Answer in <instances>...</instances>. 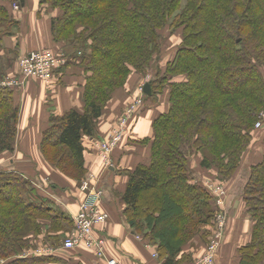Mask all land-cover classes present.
Returning <instances> with one entry per match:
<instances>
[{"label": "trees", "instance_id": "1", "mask_svg": "<svg viewBox=\"0 0 264 264\" xmlns=\"http://www.w3.org/2000/svg\"><path fill=\"white\" fill-rule=\"evenodd\" d=\"M16 1L0 0V80L18 75L17 46L4 43L19 29ZM40 6L58 13L51 32L67 63L56 72L78 65L86 83L83 111L52 115L39 151L78 184L87 173L84 140L97 137L114 94L131 74L146 75L161 52L163 30L182 31L174 60L163 73L158 69L144 102L163 104L166 95L167 110L154 118L150 137L136 138L133 119L123 138L127 146L149 147L150 160L122 170L128 182L121 201L129 226L163 264H193L184 248L200 237L207 249L222 208L194 176L191 158L200 155L201 167L216 171L214 183H226L264 121V0H40ZM19 89L0 88V157L16 151ZM243 185L253 226L250 242L238 250L239 264H264V154ZM57 205L30 177L0 170V264L58 260L19 257L40 243L56 246L60 233L72 232L73 218Z\"/></svg>", "mask_w": 264, "mask_h": 264}, {"label": "crops", "instance_id": "2", "mask_svg": "<svg viewBox=\"0 0 264 264\" xmlns=\"http://www.w3.org/2000/svg\"><path fill=\"white\" fill-rule=\"evenodd\" d=\"M19 1L20 8L14 11L19 29L16 36L5 40L6 48L14 49L17 46L19 58L33 50H59L62 44L53 41L51 32V20L58 13L41 7L40 0ZM85 83L86 75L78 65H71L56 72L51 83L47 85L37 79H28L25 86L16 94V100L20 105L16 151L11 157H0V170H21L20 172L26 176L38 181L40 191L53 198L61 210L72 218L78 212L84 194L76 181L67 178L41 160L38 146L41 134L48 127L52 115H63L72 109L83 111ZM136 83L137 81L133 80L131 82L133 85L114 94L98 123L97 137L84 140L87 149L85 151L87 171L98 178L104 192L102 208L110 215L109 220L97 227L94 232L106 240V256L108 259H114L116 264H163L158 259L154 247L129 226L124 216L125 205L121 201V195L125 192L128 182L122 170L134 169L139 163H148L149 147L136 144L127 146L126 140H123L114 150L109 168L102 165L98 155L97 143L109 138L126 106L138 96L135 90ZM166 110L167 105L147 101L146 106L140 109V114L131 124L136 138L150 137L154 118ZM262 156L260 152H248L234 177L223 184L227 194L221 208L227 212V227L215 264H239L238 250L250 242L253 223L243 200V184L249 176L250 167L259 163ZM21 158L27 159L28 167ZM200 163L201 156L191 158L190 166L194 176L202 184L213 181L210 179L214 178V170H205ZM205 248L204 241L196 237L184 248V253L192 255L195 260L204 253ZM54 256L58 260L51 264H108L106 260L98 259L92 251L81 247L75 250L61 249Z\"/></svg>", "mask_w": 264, "mask_h": 264}, {"label": "built area", "instance_id": "3", "mask_svg": "<svg viewBox=\"0 0 264 264\" xmlns=\"http://www.w3.org/2000/svg\"><path fill=\"white\" fill-rule=\"evenodd\" d=\"M13 8L18 10L20 5L14 4ZM67 63V57L61 50L38 49L21 56L18 60L17 76H7L0 81V88H23L28 79H37L45 85L50 84L55 72ZM145 85V84H144ZM145 93L144 86H141L139 95L125 108L122 116L117 120L109 138L97 143L98 155L105 168H109L112 163V154L122 142L128 126L135 119L140 109L144 107ZM205 187L215 195L217 205L224 204L227 194L222 184L205 182ZM80 190L84 198L79 204L78 212L73 216L74 228L60 247L64 250H75L85 248L94 253L98 259L106 260L108 264H116L114 259L106 256V240L96 235V228L105 224L110 215L102 208L103 190L99 185L98 178L92 174L83 181ZM227 227V212L221 210L216 215V222L213 235L211 237L208 253L201 257L194 264H215L216 255L224 240ZM138 238H140L138 236ZM60 249V250H61ZM59 249H41L35 255H55ZM33 253H29L32 255ZM156 256V255H155Z\"/></svg>", "mask_w": 264, "mask_h": 264}, {"label": "rangeland", "instance_id": "4", "mask_svg": "<svg viewBox=\"0 0 264 264\" xmlns=\"http://www.w3.org/2000/svg\"><path fill=\"white\" fill-rule=\"evenodd\" d=\"M17 5H20L17 1L16 3ZM14 6V5H13ZM14 9V8H13ZM14 11H16L14 9ZM162 37H163V42H162V48H161V52L159 54V56L156 58V61L151 65V67L147 70V73L146 75H144L143 77L142 76H138L137 74L133 73L131 74V76L129 77V80L127 82V84L125 85L124 88L122 89H125L126 87L128 86H131L133 84H131V82L133 80H136L137 83H136V86H135V90H136V96L137 94L139 95L140 93V89H141V86H144V84L146 83H150L153 79H155L156 75L158 74V69L163 73L167 67V64L172 62L175 58V55H176V52L178 50V48L180 47L181 45V42H182V31L181 30H178V31H175V32H172L169 28L165 29L162 31ZM19 60V58H18ZM17 65H18V62H17ZM17 71H18V66H17ZM263 74H264V70H262ZM139 78V79H138ZM5 79V78H4ZM3 80V79H2ZM1 81V80H0ZM121 89V90H122ZM120 91V90H118ZM117 91V92H118ZM161 95L160 99L163 100L164 99V103L163 105H167V100L165 99L166 95L163 96ZM148 96L145 95V100H148L147 99ZM165 109V108H164ZM106 111V110H105ZM125 111V110H124ZM123 113V112H122ZM158 114V113H157ZM121 117V116H120ZM119 117V118H120ZM119 120V119H118ZM42 135V134H41ZM254 144H252L248 150V152H260L262 154H264V121H262L261 123H258L257 126H256V131H254V141H253ZM16 147H17V144H16ZM38 151H39V146H38ZM248 152L246 153L245 156L248 155ZM40 153V151H39ZM55 156L62 154L60 152V150H56L55 151ZM41 155V154H40ZM4 156H9L11 157L12 155L8 154V155H4ZM200 156V155H198ZM27 158V157H26ZM26 158H21V159H24V164L28 167L27 164L28 161ZM41 160L44 162L42 156H40ZM100 158V157H99ZM102 162V160H101ZM45 163V162H44ZM46 164V163H45ZM102 165H103V162H102ZM103 169V168H102ZM67 171H69L71 174H76L75 171L73 169H71L70 167L66 169ZM21 171V170H20ZM19 171V172H20ZM216 172V171H214ZM22 173V172H20ZM92 172L90 171H87L86 175H84V177L82 178V180L80 181L79 183V186H81V184L83 183L84 180H86L87 178H89V176L91 175ZM24 173H22L23 175ZM25 175V174H24ZM33 177V176H31ZM34 184H36V186L38 188H40V186H38L37 183H39L38 181H35L34 179L30 178ZM38 179V178H37ZM39 180V179H38ZM212 180V179H210ZM44 183H47L46 181H43V180H40ZM230 181V180H228ZM227 181V182H228ZM41 182V183H42ZM210 182H213V181H210ZM223 185V184H222ZM50 186V185H48ZM59 206V205H57ZM73 230V229H72ZM63 235V234H62ZM67 235L68 234H64L63 235V238L61 240V242H59L56 246L52 244H43V243H40V244H37L36 246H33V248H30L28 249L26 252H24L21 256H19L20 258H28V257H49V256H54V255H49V254H46V255H35L36 252L38 250H41V249H49V247L51 248H56V249H61L60 247L63 246V242L65 241V239L67 238ZM61 236V234H60ZM43 240V239H42ZM209 246V244H208ZM208 246H207V249H205L204 253L195 258V262L198 261L201 257H203L205 254L208 253ZM29 253H33L32 255H29ZM158 257V256H157ZM193 262V264L195 263Z\"/></svg>", "mask_w": 264, "mask_h": 264}, {"label": "water", "instance_id": "5", "mask_svg": "<svg viewBox=\"0 0 264 264\" xmlns=\"http://www.w3.org/2000/svg\"><path fill=\"white\" fill-rule=\"evenodd\" d=\"M144 93L147 95V96H151L152 95V88H151V84L150 83H146L144 85Z\"/></svg>", "mask_w": 264, "mask_h": 264}]
</instances>
